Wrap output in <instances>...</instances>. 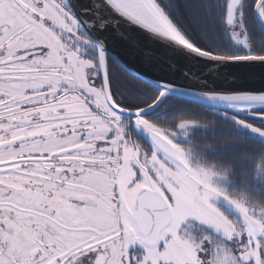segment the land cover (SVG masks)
<instances>
[{
  "label": "snow or ice",
  "instance_id": "6c2138e0",
  "mask_svg": "<svg viewBox=\"0 0 264 264\" xmlns=\"http://www.w3.org/2000/svg\"><path fill=\"white\" fill-rule=\"evenodd\" d=\"M249 19L264 0H0V264H264V89L160 72L264 80Z\"/></svg>",
  "mask_w": 264,
  "mask_h": 264
},
{
  "label": "water",
  "instance_id": "95a60500",
  "mask_svg": "<svg viewBox=\"0 0 264 264\" xmlns=\"http://www.w3.org/2000/svg\"><path fill=\"white\" fill-rule=\"evenodd\" d=\"M261 32L264 34V30H261ZM109 41H110V47L115 46L119 43L118 38L115 36L109 37ZM157 47H162V46L157 45ZM173 59L178 65L176 70L173 72L171 69L167 67L166 64H163V66L160 69V72L162 75L173 76L175 82L178 85V89L181 91L187 88L196 91H208L211 88L233 89V90L234 89H251V90L264 89V80L260 78L261 70L258 67L254 70L256 73L255 76L252 75L251 69L243 68V67H239V68L230 67L227 69V72L224 74L223 78L221 79H217L213 77L211 73H209L208 76L204 78L206 82H197V81H190L188 79L181 78V69H183L186 66L189 67L192 66L186 63V59L183 56L179 58L174 56ZM193 64H195V61H193ZM198 67H199V72L205 71L204 62H199ZM216 71H221V69H216ZM199 72L197 73V75H199ZM173 98L175 97L173 96ZM221 110H229V109L222 108ZM253 111H264V104L255 105ZM237 114L241 115L243 113H237Z\"/></svg>",
  "mask_w": 264,
  "mask_h": 264
},
{
  "label": "flooded vegetation",
  "instance_id": "af4514ba",
  "mask_svg": "<svg viewBox=\"0 0 264 264\" xmlns=\"http://www.w3.org/2000/svg\"><path fill=\"white\" fill-rule=\"evenodd\" d=\"M249 21H250V19H249ZM254 22L256 23L255 20H254ZM168 104L172 107V110H175L176 108H180L182 106L185 109V111H187L188 114L192 118L197 119V120L201 121L202 124L207 125L208 128L204 129V131L206 133L203 134L202 139L206 140L209 143H211L213 141L214 137L232 134L230 132V130H228L226 128H222L223 125H222V122L220 121L219 117L213 115L211 112H209L207 110L205 111V109H200L198 107H194V105H186V104H181V106H180L179 104L175 103L174 100H171V99H168ZM242 118L254 121V118L247 115V114L245 116H243ZM213 127H215V128H213ZM198 134H199V130H198ZM238 134L239 135H245V136L247 135V133L243 132V131H241ZM253 147L258 149L260 146L259 145L258 146L253 145ZM223 151L232 152V151H235V148H234V146H228Z\"/></svg>",
  "mask_w": 264,
  "mask_h": 264
},
{
  "label": "trees",
  "instance_id": "16d2710c",
  "mask_svg": "<svg viewBox=\"0 0 264 264\" xmlns=\"http://www.w3.org/2000/svg\"><path fill=\"white\" fill-rule=\"evenodd\" d=\"M248 26H249V30H250V32L252 33V36H253V43L257 47H259L261 43H264V34L261 32V30L259 29L258 25L254 22V19H250V21L248 22ZM168 99L174 100L175 103L179 104L180 106H181V104H186V105H194V107H198L200 109H205V108L201 107L200 105L191 104V103H188L187 101H177L176 98H173V97H169ZM206 110L207 109H205V111ZM245 115H246V113L241 114L242 117L245 116Z\"/></svg>",
  "mask_w": 264,
  "mask_h": 264
}]
</instances>
